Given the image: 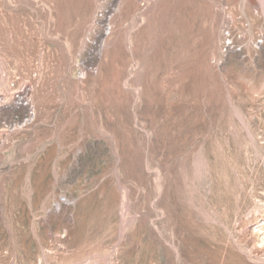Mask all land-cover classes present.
<instances>
[{
	"label": "rangeland",
	"instance_id": "374dc122",
	"mask_svg": "<svg viewBox=\"0 0 264 264\" xmlns=\"http://www.w3.org/2000/svg\"><path fill=\"white\" fill-rule=\"evenodd\" d=\"M259 223L264 0H0V264H264Z\"/></svg>",
	"mask_w": 264,
	"mask_h": 264
},
{
	"label": "bare ground",
	"instance_id": "6f19581e",
	"mask_svg": "<svg viewBox=\"0 0 264 264\" xmlns=\"http://www.w3.org/2000/svg\"><path fill=\"white\" fill-rule=\"evenodd\" d=\"M261 226V228L259 229V231L261 232V230H264V223L263 224H260L259 223V227Z\"/></svg>",
	"mask_w": 264,
	"mask_h": 264
},
{
	"label": "built area",
	"instance_id": "2783aa9c",
	"mask_svg": "<svg viewBox=\"0 0 264 264\" xmlns=\"http://www.w3.org/2000/svg\"><path fill=\"white\" fill-rule=\"evenodd\" d=\"M106 31H107V32H109V30H108V29H106Z\"/></svg>",
	"mask_w": 264,
	"mask_h": 264
}]
</instances>
